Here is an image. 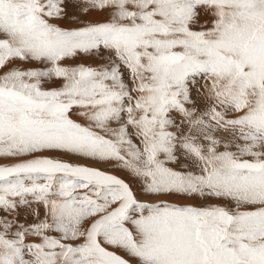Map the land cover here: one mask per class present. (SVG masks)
Returning <instances> with one entry per match:
<instances>
[{
  "label": "snow or ice",
  "instance_id": "6c2138e0",
  "mask_svg": "<svg viewBox=\"0 0 264 264\" xmlns=\"http://www.w3.org/2000/svg\"><path fill=\"white\" fill-rule=\"evenodd\" d=\"M0 264H264V0H0Z\"/></svg>",
  "mask_w": 264,
  "mask_h": 264
},
{
  "label": "bare ground",
  "instance_id": "6f19581e",
  "mask_svg": "<svg viewBox=\"0 0 264 264\" xmlns=\"http://www.w3.org/2000/svg\"><path fill=\"white\" fill-rule=\"evenodd\" d=\"M99 18L96 14H93L92 16H89L88 19H97ZM210 20H211V17L208 16V15H204L203 13L201 14L200 18H199V23L201 25H204L205 22H209L210 24ZM83 163V161H81ZM85 162V161H84ZM86 163H89L88 161H86ZM96 166V165H95ZM99 167V166H97ZM104 167V166H103ZM122 175V174H121Z\"/></svg>",
  "mask_w": 264,
  "mask_h": 264
},
{
  "label": "rangeland",
  "instance_id": "374dc122",
  "mask_svg": "<svg viewBox=\"0 0 264 264\" xmlns=\"http://www.w3.org/2000/svg\"><path fill=\"white\" fill-rule=\"evenodd\" d=\"M82 59V61L84 62V63H95L96 61L95 60H92V59H90V58H84V57H82L81 58ZM65 159H68V160H71V159H73L72 157H64ZM81 162V161H80ZM82 163V162H81ZM83 163H86V161L84 162L83 161ZM90 163V162H89ZM96 166H99V167H103L104 165H96ZM117 174H119V175H121V173H117ZM126 179H127V177H125Z\"/></svg>",
  "mask_w": 264,
  "mask_h": 264
}]
</instances>
